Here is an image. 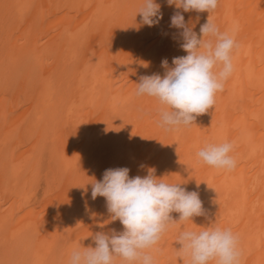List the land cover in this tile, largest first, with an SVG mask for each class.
Here are the masks:
<instances>
[{"label":"bare ground","instance_id":"6f19581e","mask_svg":"<svg viewBox=\"0 0 264 264\" xmlns=\"http://www.w3.org/2000/svg\"><path fill=\"white\" fill-rule=\"evenodd\" d=\"M156 3L163 18L149 27L143 0H0V264H69L97 233L122 232L91 184L125 167L130 178L154 169L203 203L193 223L171 214L154 264H189L179 234L212 223L238 236L240 264H264V0H219L211 19L235 33L234 70L214 108L178 131L159 126L162 106L136 84L187 55L174 12L198 38L209 13ZM223 142L234 169L199 161Z\"/></svg>","mask_w":264,"mask_h":264},{"label":"clouds","instance_id":"9594fccd","mask_svg":"<svg viewBox=\"0 0 264 264\" xmlns=\"http://www.w3.org/2000/svg\"><path fill=\"white\" fill-rule=\"evenodd\" d=\"M167 4L183 12L209 13L198 38L194 25L186 24L180 11L174 12L170 26L182 30L181 48L187 55L173 58L171 68L163 60V77L144 76L136 84V96L155 98L162 106L159 126L166 131H178L195 124L198 116L214 108L216 94L223 91L234 70L233 53L238 43L234 32H221L211 19L219 0H167ZM137 14L149 27L158 25L163 18L156 0H143ZM232 151L231 142L207 143L196 155L211 168L231 171L236 167ZM129 171L126 167L108 169L101 181L91 184L92 198H105L111 220H119L124 230L97 233L96 247L74 248L69 264H116L117 260L122 264H154L150 250L178 223L172 213H179V222H192L193 217L205 215L198 192L157 178L154 169H149L144 177L134 178H130ZM214 224L199 232L181 231L178 251L189 258V264H240L238 236L231 229L213 227Z\"/></svg>","mask_w":264,"mask_h":264}]
</instances>
